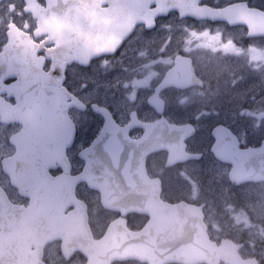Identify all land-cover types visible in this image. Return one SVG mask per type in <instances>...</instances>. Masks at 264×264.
Returning <instances> with one entry per match:
<instances>
[{"label":"flooded vegetation","instance_id":"af4514ba","mask_svg":"<svg viewBox=\"0 0 264 264\" xmlns=\"http://www.w3.org/2000/svg\"><path fill=\"white\" fill-rule=\"evenodd\" d=\"M37 2L47 6L46 0ZM192 2L193 13L182 15L180 10L171 9L149 14L130 35L119 29L98 36L92 22L84 19L82 24L77 20L75 43L56 44L51 41L53 36L47 27L38 30V17L27 10L26 0H0V149L2 146L5 149L0 154V185L12 203L30 205L31 196L21 194L2 162L16 154L18 147L13 140L19 142L17 135L24 124L14 115L3 113V109H16L19 98L38 95L43 87L41 81L52 79L68 95L67 103L83 100L86 105L68 107L71 122L60 128L58 138L69 144L61 158L50 162L48 177L65 173L77 176L82 172L85 161L81 152L105 124L104 116L95 111L94 104L109 109L132 139L144 137L147 125L160 119L187 126L193 133L178 146L186 159L169 163L167 149H154L147 154L145 164L149 177L159 181L156 191L162 201H185L201 213L200 232L207 236L208 243L212 242L216 253L194 264H264V223L253 222L247 218V211L230 206L229 197L224 198L227 205L211 209L199 187L186 179L206 173L200 166L209 161L223 163L212 151L218 134L223 142L230 135L234 137L240 149L264 143V0ZM112 6L111 2L101 5ZM155 8L156 4H152L146 11ZM204 8L219 10L222 15L201 18L193 15ZM10 30H16L19 38L31 44H8ZM60 45L74 50L59 56ZM97 48L106 51L91 55V49ZM57 56L60 71L53 74ZM24 101H28L26 108H32V97ZM234 187L241 189L245 184ZM74 193L85 204L94 240L103 238L116 221L122 222L119 230L123 237L138 234L143 242L153 239L161 229L183 231L169 222L161 225L159 220H151L147 211L121 212L105 207L101 192L86 181L76 182ZM77 206V202L68 203L65 214ZM163 235L167 236L166 231ZM88 261L86 254L64 247L63 239L57 238L43 245L40 264ZM110 264L159 263L129 257Z\"/></svg>","mask_w":264,"mask_h":264},{"label":"water","instance_id":"95a60500","mask_svg":"<svg viewBox=\"0 0 264 264\" xmlns=\"http://www.w3.org/2000/svg\"><path fill=\"white\" fill-rule=\"evenodd\" d=\"M26 1L27 10L39 18L38 30L41 32L47 27L53 36L51 41L56 44L75 43L77 20L83 24L84 19H88L97 28L98 36H102L109 30L119 29L127 34L149 14L170 9H178L183 15L193 13L192 0H46V7L37 0ZM109 2L113 3L112 7L101 8V3ZM152 4L158 5L156 10L146 11ZM199 11L193 15L199 18L222 15L219 10ZM8 44L31 43L19 38L16 30H10ZM73 50L74 47L64 45L57 48L59 56ZM104 50L92 49V54L99 55ZM59 56L55 59L53 74L60 71ZM29 72L36 74L37 70ZM41 83L43 87L38 95L19 98L16 109H3V113L14 115L24 124L17 135L19 142L13 140L18 147L16 154L2 161L4 170L21 194L30 195L32 200L28 206L14 204L0 185V264H40L43 245L56 238L63 239L64 247L80 249L86 254L87 264H109L114 259L129 257L152 259L159 264L164 261L194 264L212 258L216 249L200 232V211L185 201H162L156 191L159 181L149 177L145 165L147 154L154 149L169 150V163L186 159L178 146L193 131L160 119L147 125L144 137L132 139L108 109L94 104V109L104 115L105 124L96 139L81 152L85 159L82 172L77 176L65 173L51 178L47 176L50 162L61 158L69 144L58 138L60 128L71 122L68 107L75 104L85 108V103L80 100L67 103L68 95L56 87L52 79ZM31 97L32 108H26L28 101L24 100ZM212 151L221 161L232 164L229 178L236 184L264 181V143L240 149L234 137L230 135L223 142L218 134ZM80 180L101 192V201L107 208L121 212L147 211L152 215L151 220H159L161 225L169 222L183 231L161 229L153 239L143 242L138 234L123 237L119 230L122 222L116 221L103 238L95 241L85 204L78 201L74 193V185ZM76 202L77 209L65 214L68 203Z\"/></svg>","mask_w":264,"mask_h":264},{"label":"rangeland","instance_id":"374dc122","mask_svg":"<svg viewBox=\"0 0 264 264\" xmlns=\"http://www.w3.org/2000/svg\"><path fill=\"white\" fill-rule=\"evenodd\" d=\"M3 147L0 149V154L5 152ZM200 167L207 172L203 171L186 179L189 180V184L199 187L205 200H209L211 209L217 210L220 206L227 205L224 203V198L229 197L230 206H238L247 211L246 216L249 220L259 224L264 223V182L243 183L245 187L237 189L229 179L231 168L227 164L209 161ZM53 250H55L54 260H57L56 248L54 247Z\"/></svg>","mask_w":264,"mask_h":264}]
</instances>
